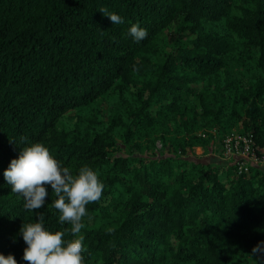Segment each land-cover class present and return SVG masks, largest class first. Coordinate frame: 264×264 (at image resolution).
I'll return each mask as SVG.
<instances>
[{
	"label": "trees",
	"instance_id": "trees-1",
	"mask_svg": "<svg viewBox=\"0 0 264 264\" xmlns=\"http://www.w3.org/2000/svg\"><path fill=\"white\" fill-rule=\"evenodd\" d=\"M198 104L219 140L243 129L264 143V0H0V252L29 264L19 229L38 215L71 228L50 187L30 211L3 176L22 146L43 142L103 180L86 206L85 264L262 263L264 172L185 158L207 143Z\"/></svg>",
	"mask_w": 264,
	"mask_h": 264
},
{
	"label": "clouds",
	"instance_id": "clouds-1",
	"mask_svg": "<svg viewBox=\"0 0 264 264\" xmlns=\"http://www.w3.org/2000/svg\"><path fill=\"white\" fill-rule=\"evenodd\" d=\"M113 24L123 23L116 12L100 9ZM132 38L140 42L148 35L139 23L128 29ZM3 176L11 191L23 197V206L30 211L41 209L49 196V187L56 194L52 206L59 212V222L70 224L64 231L46 226L43 215L36 222L22 224L19 233L26 243L23 260L29 264H85L83 220L88 216L87 205L102 197L104 183L97 169L81 165L76 173L70 171L50 152L43 142L26 143L18 157L13 158ZM74 239H65L69 232ZM264 252V242L253 249V254ZM0 264H18L13 254L0 252Z\"/></svg>",
	"mask_w": 264,
	"mask_h": 264
},
{
	"label": "rangeland",
	"instance_id": "rangeland-1",
	"mask_svg": "<svg viewBox=\"0 0 264 264\" xmlns=\"http://www.w3.org/2000/svg\"><path fill=\"white\" fill-rule=\"evenodd\" d=\"M174 31H175V28L170 27L167 30L168 35L165 37L170 38V35L174 33ZM196 88L200 90L201 87L196 86ZM192 110H194V114H192L191 119L193 121H196L197 134L199 136L204 137L207 140V143L205 146L193 147L189 153V156L185 158H189L190 160H199L206 164H216V165H221V166H233L234 164H236L237 161L241 160V158L238 155H235L234 153L228 154L226 150V140H227V137L233 138L236 136V134L237 135L244 134V132H242L243 129L235 130V132L238 131L239 133L236 132L230 135H225L221 140H219V135L221 133H219V130L217 128L213 127V124L210 123L208 117H206L203 114V109L201 108V106H199L198 104V106L192 107ZM109 112H110V105L104 102L103 103V113L106 114ZM170 133L171 134H167L165 132L163 133L164 135L160 134V135H157V137L161 138V136L167 135V138H171V144L174 143L175 140L179 145L184 143L183 141L184 138L182 139L181 134H177L174 132H170ZM160 151L162 152L163 150L160 149ZM247 168H250L249 171L252 169L253 171L264 172V164L252 165L248 163ZM231 264H264V260L261 263L257 261L255 258L248 256L246 260L244 261V260L238 259V256L233 255Z\"/></svg>",
	"mask_w": 264,
	"mask_h": 264
},
{
	"label": "built area",
	"instance_id": "built-area-1",
	"mask_svg": "<svg viewBox=\"0 0 264 264\" xmlns=\"http://www.w3.org/2000/svg\"><path fill=\"white\" fill-rule=\"evenodd\" d=\"M226 150L228 154L234 153L238 155L241 160L234 164L237 168L238 174L248 173L249 164H264V143L259 144L253 133L236 134L235 137H227Z\"/></svg>",
	"mask_w": 264,
	"mask_h": 264
}]
</instances>
